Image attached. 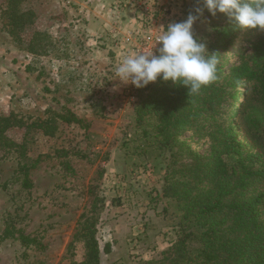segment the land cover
<instances>
[{"label":"rangeland","instance_id":"rangeland-1","mask_svg":"<svg viewBox=\"0 0 264 264\" xmlns=\"http://www.w3.org/2000/svg\"><path fill=\"white\" fill-rule=\"evenodd\" d=\"M124 1L0 0V117L15 125L3 134L14 146L0 151V264H87L86 239L96 243L95 264L175 263L182 213L163 196L164 179L191 162L188 152L207 158L212 144L193 126L171 150L144 135L135 109L152 84L115 79L143 39L198 5L174 0L166 23L147 25ZM19 14L27 18L18 23ZM210 31L203 14L194 35L206 40ZM249 43L236 44L224 74ZM227 123L244 142L240 123Z\"/></svg>","mask_w":264,"mask_h":264},{"label":"trees","instance_id":"trees-1","mask_svg":"<svg viewBox=\"0 0 264 264\" xmlns=\"http://www.w3.org/2000/svg\"><path fill=\"white\" fill-rule=\"evenodd\" d=\"M198 6L203 7L202 0ZM203 14L211 29L208 51L218 53L220 61L219 79L189 96L187 88L158 79L136 107L135 123L169 150L181 130L192 126L212 144L207 158L188 152L191 162L169 169L164 179L163 196L177 204L183 221L171 248L174 264H264V31L240 30L206 9ZM26 18L19 14L16 22ZM246 40L249 54L224 74L225 58ZM243 84L248 95L239 102L235 95ZM230 119L240 123L244 142ZM10 120L0 117L1 152L14 146L3 135L15 126ZM86 246V263L95 264V241L86 239Z\"/></svg>","mask_w":264,"mask_h":264},{"label":"clouds","instance_id":"clouds-1","mask_svg":"<svg viewBox=\"0 0 264 264\" xmlns=\"http://www.w3.org/2000/svg\"><path fill=\"white\" fill-rule=\"evenodd\" d=\"M197 5L201 0H196ZM182 22L170 23L157 37L158 54L149 51L133 52L123 58L116 69L122 84L137 89L156 83L171 81L181 85L189 95H198L203 87L216 82L218 53H209L207 42L194 35V24L206 9L215 17L223 14L240 30L264 31V0H202ZM154 47V48H155Z\"/></svg>","mask_w":264,"mask_h":264},{"label":"built area","instance_id":"built-area-1","mask_svg":"<svg viewBox=\"0 0 264 264\" xmlns=\"http://www.w3.org/2000/svg\"><path fill=\"white\" fill-rule=\"evenodd\" d=\"M167 2V1H166ZM174 3V0H168L167 4L161 3L159 0H125L124 5H128L134 9V12H138L140 14V20L143 24L154 25L157 19H161V22L166 23L168 20V6L169 3ZM121 4V3H120ZM120 5L116 6V14L120 13L119 11ZM168 16H167V15ZM116 16V15H115ZM145 17V18H144ZM118 18V16H117ZM157 37H146L143 39L145 41V48L143 51H149L156 45ZM140 52V50H137ZM153 53L155 54V49L153 48Z\"/></svg>","mask_w":264,"mask_h":264},{"label":"bare ground","instance_id":"bare-ground-1","mask_svg":"<svg viewBox=\"0 0 264 264\" xmlns=\"http://www.w3.org/2000/svg\"><path fill=\"white\" fill-rule=\"evenodd\" d=\"M235 48H236V45H235V47L233 49H235Z\"/></svg>","mask_w":264,"mask_h":264}]
</instances>
